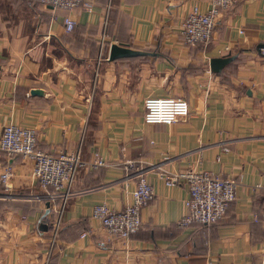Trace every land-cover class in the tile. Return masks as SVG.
<instances>
[{
  "label": "crops",
  "instance_id": "0c3cea01",
  "mask_svg": "<svg viewBox=\"0 0 264 264\" xmlns=\"http://www.w3.org/2000/svg\"><path fill=\"white\" fill-rule=\"evenodd\" d=\"M191 4L204 10L207 0H93L90 11L0 0V131L32 127L40 148L78 147L84 161L46 258L52 213L31 160L0 150V170H11L7 188L0 184V264H264V0H237L206 43L186 45L178 27ZM68 12L75 25L64 31ZM111 42L151 54L109 60ZM222 55L232 58L210 70L208 59ZM146 96L183 97L189 113L144 123ZM94 151L106 165L88 163ZM124 159L153 191L128 237L90 217L94 203L129 202L134 176ZM188 167L236 181L218 221L178 225L186 186L166 185L158 173Z\"/></svg>",
  "mask_w": 264,
  "mask_h": 264
},
{
  "label": "built area",
  "instance_id": "2783aa9c",
  "mask_svg": "<svg viewBox=\"0 0 264 264\" xmlns=\"http://www.w3.org/2000/svg\"><path fill=\"white\" fill-rule=\"evenodd\" d=\"M49 4L66 11L81 8L90 11L93 0H33ZM237 0H207L206 9L200 10L195 4L183 15L178 31L186 45L204 44L211 36L216 17L224 10L231 8ZM105 8L103 21H106ZM64 31H70L75 25L74 18L68 13L62 16ZM103 23V24H104ZM264 53V45L259 47ZM96 71H94V75ZM189 113L187 101L180 96H146L142 99V121L144 123H171L184 118ZM226 150V146H222ZM0 150L6 154H20L31 160L30 173L36 185L42 190L48 202V210L52 213L49 221V239L47 241L46 258L51 252L52 244L59 224L60 213L70 194V186L76 169L84 161L79 148L73 150L46 151L36 144L34 128L14 123H6L0 131ZM133 159L121 161L125 174L133 173L134 184L130 192V200L121 208H114L106 202L94 203L90 217L102 226L110 235L128 237L140 225L139 210L152 198L153 191L141 169L134 167ZM93 167L106 165L96 151L88 162ZM11 170L5 165L0 170V184L4 188L9 185ZM166 185L181 181L185 184L187 195L183 199L184 212L179 217L178 225H186L192 221L199 223L214 222L223 215L226 205L234 198L236 181L228 176H221L204 168L188 167L173 171L159 172ZM23 217V216H22ZM262 242L264 243V212L261 213ZM81 232L80 235H83Z\"/></svg>",
  "mask_w": 264,
  "mask_h": 264
},
{
  "label": "water",
  "instance_id": "95a60500",
  "mask_svg": "<svg viewBox=\"0 0 264 264\" xmlns=\"http://www.w3.org/2000/svg\"><path fill=\"white\" fill-rule=\"evenodd\" d=\"M262 45H264V43H258L257 48H259ZM145 54H151V52L141 50V49L132 48V47L126 46V45L121 44V43L111 42L108 45L106 58L111 60V59H116V58H121V57H131V56L145 55ZM231 58H232L231 55H222V56L210 57L208 59L209 69L212 71H218L221 68V66L225 62L229 61ZM47 211H48V202L45 201V213ZM38 227L40 229H46L45 225H43V224H39Z\"/></svg>",
  "mask_w": 264,
  "mask_h": 264
},
{
  "label": "trees",
  "instance_id": "16d2710c",
  "mask_svg": "<svg viewBox=\"0 0 264 264\" xmlns=\"http://www.w3.org/2000/svg\"><path fill=\"white\" fill-rule=\"evenodd\" d=\"M139 56L142 57V55H137V56H132V57H130V58H134V57H138V58H139ZM50 212H51V211H50ZM51 219H52V217L48 218L49 221H51ZM218 220H219V219H218ZM218 220H217V221H218ZM214 222H216V221H214ZM214 222L201 223V224H209V223H214ZM47 228H48V229L50 228L49 222H48V224H47ZM57 230H58V229H57Z\"/></svg>",
  "mask_w": 264,
  "mask_h": 264
}]
</instances>
